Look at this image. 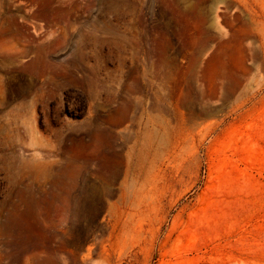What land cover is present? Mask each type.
I'll return each instance as SVG.
<instances>
[{
  "label": "rangeland",
  "instance_id": "obj_1",
  "mask_svg": "<svg viewBox=\"0 0 264 264\" xmlns=\"http://www.w3.org/2000/svg\"><path fill=\"white\" fill-rule=\"evenodd\" d=\"M0 264H264V0H0Z\"/></svg>",
  "mask_w": 264,
  "mask_h": 264
},
{
  "label": "bare ground",
  "instance_id": "obj_2",
  "mask_svg": "<svg viewBox=\"0 0 264 264\" xmlns=\"http://www.w3.org/2000/svg\"><path fill=\"white\" fill-rule=\"evenodd\" d=\"M236 1H241L242 2V0H236ZM244 4H246V2H243Z\"/></svg>",
  "mask_w": 264,
  "mask_h": 264
}]
</instances>
